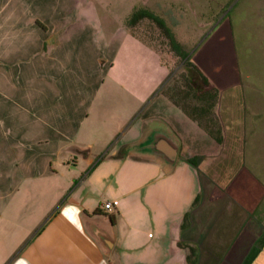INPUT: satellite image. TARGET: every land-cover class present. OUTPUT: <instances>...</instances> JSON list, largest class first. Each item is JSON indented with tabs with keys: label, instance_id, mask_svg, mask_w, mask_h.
<instances>
[{
	"label": "crops",
	"instance_id": "obj_1",
	"mask_svg": "<svg viewBox=\"0 0 264 264\" xmlns=\"http://www.w3.org/2000/svg\"><path fill=\"white\" fill-rule=\"evenodd\" d=\"M8 1L14 0H0V9ZM23 21L0 20V261L264 264V171L245 163L241 123L230 120L241 100L217 95L210 113V88L217 85L195 64L197 78L173 93L103 94L102 83L81 72V48L70 45L72 33L65 37L69 20L60 28L54 18L50 26ZM24 29L32 30L37 59L31 90L41 97L13 112L8 126L4 66L8 54L23 51ZM156 128L179 142L172 169L134 150ZM96 231L113 239L109 253Z\"/></svg>",
	"mask_w": 264,
	"mask_h": 264
},
{
	"label": "rangeland",
	"instance_id": "obj_2",
	"mask_svg": "<svg viewBox=\"0 0 264 264\" xmlns=\"http://www.w3.org/2000/svg\"><path fill=\"white\" fill-rule=\"evenodd\" d=\"M137 9L153 12L173 29L181 50L187 54L183 61L177 60L174 69L169 67L177 58L172 51L165 50L160 56L128 32L125 24ZM14 15L23 17L24 25L29 19H40L50 26L54 18L61 21L55 23L60 28L65 24L62 21L69 20L65 37L72 33L70 45L81 48V72L89 83H102L103 94L134 93L153 99L165 90L173 93L184 85L185 79L197 78L196 72L184 64L189 57V63L217 85L219 98L233 95L241 100L240 109L235 111L237 118L230 120L236 125L241 123L245 163L264 171V0L8 1L0 9V20ZM32 35L31 29H24L23 51L6 57L7 93L12 96L3 103L7 115L3 121L8 126L14 125L13 112L22 107L30 109L33 98L41 97L31 90L37 76ZM94 58L96 68L92 67ZM99 58L109 62L100 63ZM52 68L61 72L58 66ZM129 79L135 82L133 87L114 86ZM219 104L218 110L223 103Z\"/></svg>",
	"mask_w": 264,
	"mask_h": 264
},
{
	"label": "trees",
	"instance_id": "obj_3",
	"mask_svg": "<svg viewBox=\"0 0 264 264\" xmlns=\"http://www.w3.org/2000/svg\"><path fill=\"white\" fill-rule=\"evenodd\" d=\"M126 24L134 36L151 45L156 51L161 53L169 49L176 55V61H183L186 58L187 54L181 50L172 29L163 18L153 12L147 9H137L131 14ZM184 64L195 68L193 64L189 63V57L184 61ZM201 77L203 81L207 83L202 75ZM217 95V89L210 88V113L215 104ZM210 121L215 120L210 118Z\"/></svg>",
	"mask_w": 264,
	"mask_h": 264
},
{
	"label": "water",
	"instance_id": "obj_4",
	"mask_svg": "<svg viewBox=\"0 0 264 264\" xmlns=\"http://www.w3.org/2000/svg\"><path fill=\"white\" fill-rule=\"evenodd\" d=\"M179 146V142L171 134L156 128L150 130L144 139L134 146V150L150 154L162 161L168 169H172L179 153ZM95 233L105 252L109 253L112 249L113 239L102 231Z\"/></svg>",
	"mask_w": 264,
	"mask_h": 264
},
{
	"label": "built area",
	"instance_id": "obj_5",
	"mask_svg": "<svg viewBox=\"0 0 264 264\" xmlns=\"http://www.w3.org/2000/svg\"><path fill=\"white\" fill-rule=\"evenodd\" d=\"M104 209L111 210V204L110 203H105L104 204Z\"/></svg>",
	"mask_w": 264,
	"mask_h": 264
}]
</instances>
